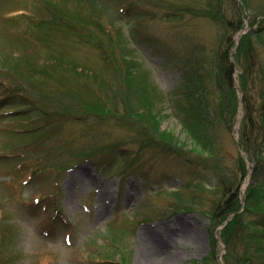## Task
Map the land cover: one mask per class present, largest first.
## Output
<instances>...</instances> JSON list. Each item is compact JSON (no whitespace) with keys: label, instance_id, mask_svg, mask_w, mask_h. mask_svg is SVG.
I'll list each match as a JSON object with an SVG mask.
<instances>
[{"label":"rangeland","instance_id":"374dc122","mask_svg":"<svg viewBox=\"0 0 264 264\" xmlns=\"http://www.w3.org/2000/svg\"><path fill=\"white\" fill-rule=\"evenodd\" d=\"M239 19L223 118L215 57ZM246 34L264 63V0H0V264H195L213 237L227 264L220 177L246 167L241 210L264 185L239 144Z\"/></svg>","mask_w":264,"mask_h":264},{"label":"trees","instance_id":"16d2710c","mask_svg":"<svg viewBox=\"0 0 264 264\" xmlns=\"http://www.w3.org/2000/svg\"><path fill=\"white\" fill-rule=\"evenodd\" d=\"M231 21L229 26L232 27V30L228 36L230 43L225 50L221 48L215 57V70L218 68V71L214 75H217L218 85L222 86V103L215 113L226 117L228 111L230 118H235L238 104L235 87L236 64L231 59L230 49L233 45V36L240 30L243 23L241 19L237 23ZM250 34L243 36L236 54L237 62L243 69L240 83L243 90L242 103L245 112L240 128L239 144L248 157L255 162L254 173L255 176H259L264 175V63H262L260 50L255 47ZM131 77L132 80L131 78L129 80L135 86L129 85L128 87L127 85L126 98H129L130 104H132V100L136 105L137 101H140L142 111H137L132 105L128 111L133 117L140 116L145 122L147 120L145 117L154 115L152 106L156 103L157 98L154 96L155 93L153 96L150 94L151 90L148 86L151 82L148 78L145 77V85H142L138 84L140 80L134 76ZM125 83L129 84L128 77H126ZM147 92L148 94H146ZM227 103L232 106L229 110L226 107ZM162 138L165 139L164 134H162ZM242 172L240 180H237L236 177L226 178L224 176L219 180L224 197L220 198L217 210L224 217L234 214L222 231V239L227 250L225 259L227 264H264V185L262 180H256L250 184L247 189L245 207L241 210V188L247 175L245 166L242 167ZM180 207L183 210L186 209V206L182 208L180 205ZM191 208L189 207V209ZM221 223L223 222L218 221L216 225ZM217 241V238L213 237L212 251L195 264H220Z\"/></svg>","mask_w":264,"mask_h":264},{"label":"bare ground","instance_id":"6f19581e","mask_svg":"<svg viewBox=\"0 0 264 264\" xmlns=\"http://www.w3.org/2000/svg\"><path fill=\"white\" fill-rule=\"evenodd\" d=\"M147 254H148L147 258L154 263L162 264L164 261H167V258H163V255H161V253L157 254V253H153V252H148Z\"/></svg>","mask_w":264,"mask_h":264}]
</instances>
